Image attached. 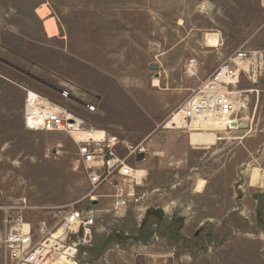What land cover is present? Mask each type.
Segmentation results:
<instances>
[{"label":"rangeland","instance_id":"1","mask_svg":"<svg viewBox=\"0 0 264 264\" xmlns=\"http://www.w3.org/2000/svg\"><path fill=\"white\" fill-rule=\"evenodd\" d=\"M17 1L24 8L0 27V203L87 206L72 139L24 128L28 88L149 150L137 165L146 170L138 202L115 216L99 200L93 247L79 264H264V79L239 86L258 88L242 129L164 128L234 50L264 49V0ZM42 4L56 35L36 14ZM207 31L218 46L204 45ZM63 88L70 98L58 95Z\"/></svg>","mask_w":264,"mask_h":264},{"label":"built area","instance_id":"2","mask_svg":"<svg viewBox=\"0 0 264 264\" xmlns=\"http://www.w3.org/2000/svg\"><path fill=\"white\" fill-rule=\"evenodd\" d=\"M263 79L264 49L238 47L171 113L176 119L169 129L200 130L213 120L221 121L223 130L242 129L251 96L258 88L239 86L241 82L256 85ZM23 91L25 129L63 132L72 139L75 164L87 185L81 201L87 206L77 209L71 204L59 211L57 207L32 205L25 196L0 203V264H79L93 247V229L100 211L94 206L99 200L106 199L107 211L115 216H122L131 202H138L137 190L146 170L137 165L147 161L149 150L144 141L131 144L37 91ZM70 93L64 88L58 91L62 99L70 98ZM82 106L91 113L97 109L92 103ZM3 197L0 190V202ZM36 210L43 217L32 221L27 216Z\"/></svg>","mask_w":264,"mask_h":264},{"label":"bare ground","instance_id":"3","mask_svg":"<svg viewBox=\"0 0 264 264\" xmlns=\"http://www.w3.org/2000/svg\"><path fill=\"white\" fill-rule=\"evenodd\" d=\"M36 14L38 15V17L42 20V24H43V28L45 30V32L47 33L48 36H53L56 35L58 32V28H57V24L56 21L53 17H51L49 14V9L45 4L40 5L39 7H37L36 9ZM203 42L204 45L207 47H216L219 45V35L218 33L215 32H205L203 35ZM160 81L157 78H154L152 81V86L153 87H160ZM176 119V114L171 115L166 121H165V126L164 128L168 129L171 128V124H173V122ZM245 124V123H244ZM235 125V124H234ZM202 130L205 129H221L223 130V123L219 120H213L212 122H210V125H203ZM191 131H195V130H191ZM262 174V173H261ZM258 175V168L257 169H253L252 170V182H255L256 180V176ZM258 178V176H257ZM260 180V179H259ZM257 181V180H256ZM251 182V184H252ZM202 181L199 183L198 185V189L201 190L202 189Z\"/></svg>","mask_w":264,"mask_h":264},{"label":"crops","instance_id":"4","mask_svg":"<svg viewBox=\"0 0 264 264\" xmlns=\"http://www.w3.org/2000/svg\"><path fill=\"white\" fill-rule=\"evenodd\" d=\"M18 6L20 8H24L17 0L15 1V3L12 0H0V16L2 17V23L0 24V27L5 25L7 26V24H5V21L9 16L12 17L11 13H17ZM109 130L112 131L113 129Z\"/></svg>","mask_w":264,"mask_h":264},{"label":"water","instance_id":"5","mask_svg":"<svg viewBox=\"0 0 264 264\" xmlns=\"http://www.w3.org/2000/svg\"><path fill=\"white\" fill-rule=\"evenodd\" d=\"M150 69H151V70H154V69H156V66H155V65H151V66H150ZM244 123H245V124H244ZM232 125H234V124H232ZM241 126H242V127H243V126L246 127V126H247V125H246V122H242V123H241ZM245 127H244V128H245Z\"/></svg>","mask_w":264,"mask_h":264}]
</instances>
